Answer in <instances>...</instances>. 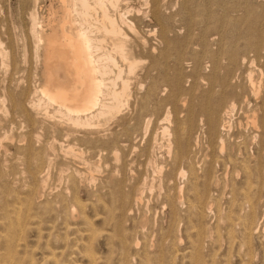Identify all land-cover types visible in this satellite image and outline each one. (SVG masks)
I'll return each mask as SVG.
<instances>
[{
	"label": "rangeland",
	"instance_id": "374dc122",
	"mask_svg": "<svg viewBox=\"0 0 264 264\" xmlns=\"http://www.w3.org/2000/svg\"><path fill=\"white\" fill-rule=\"evenodd\" d=\"M6 2L0 0L7 16L13 22L11 34L16 45L19 46L18 59L22 65V72L20 70L21 73H15V76L10 68L0 67V91L2 92L3 88L15 89L16 83L22 81L18 79L20 75L28 77L25 84L35 89V86L40 83L38 82V79L40 81V55L39 53L30 54L24 50L26 42L17 26L19 20L17 12L21 11L30 0H10L9 8ZM45 3H42L40 13L44 14ZM161 4L162 14L166 16L168 22L170 42L165 51L157 54L156 68L152 71L154 109L151 116L153 119L150 118L153 121L152 125L145 127L146 133L135 142L137 153L135 162H128L129 164L123 166L107 158L106 161L104 159L98 161L99 167H96L92 164L93 159L86 156L93 148L86 150L87 154L74 156L70 153L67 155L63 151L52 153L47 149L46 152L45 149L40 148V144L36 143L33 145L36 148L33 154L40 150L41 157L43 155L47 157L48 154H51V157L48 155L50 160H47V163L44 160L42 163L39 161L41 164L37 167L39 171L32 177L28 171L35 168L31 158L34 155L27 157L24 150L18 149V146L25 145V142L18 140L22 138L27 140L29 129L24 127L25 124L17 114H11L7 102L4 105L0 104V120L7 124L5 126L0 121V126L2 125L0 127V168L1 170L3 168L0 173V262L4 258L5 261L2 260V262L6 264L8 262L9 264L12 262V264L17 262L18 264L20 262H22L20 264H30V262L31 264H264V184H257L248 175V171L252 169L261 136L257 138L254 136V127L250 122L251 114L249 118L243 111L235 110L233 119L230 120L232 125L229 128L231 130H228L229 133L220 131L224 139V147L220 153L218 143L215 140L213 142L207 134L205 114L202 116L204 108H210V102L214 105V98L224 95L219 101L220 105L212 107V112H216L219 119L224 117L223 115L220 117L221 108L229 106L231 102L230 88L240 95L235 99L239 102V106L243 104L241 97L245 94L247 96L248 93L243 87L245 86V67L244 71L243 67L240 69V63L245 65L247 60L252 58L257 63L256 57L261 56L262 60L258 66L261 69L255 70V74H259L257 71L262 70L264 82V0H161ZM146 20L147 17H144V22ZM158 38L156 36L153 42L159 47L160 38ZM255 42L258 43L254 44ZM141 74H144V71ZM219 76L226 77L224 83L229 86L226 90L220 79L218 80ZM210 77L211 81L212 78L217 79L211 84L212 86L207 80ZM147 80L150 79L147 78L146 83ZM143 87L146 85L144 84ZM211 88L213 89L210 90ZM144 89L142 88L139 94H142ZM262 90L264 92V87ZM247 97L248 108L251 111L256 110L255 123L260 125L264 120V109L261 108L263 102L261 99L253 100L252 97ZM236 105L239 108L238 104ZM255 106H258L259 110ZM166 111L169 112L170 121L162 122L161 119ZM141 120L145 121L144 118ZM188 124L191 125L188 126ZM164 125L169 129V132H166L169 135H163L164 132L160 126L165 127ZM182 128L186 129L185 135ZM153 130L157 143L150 147V152L148 150L143 155L142 149L148 144L149 135ZM179 134L186 144L187 160L182 162L175 161L180 154V148L175 144L176 135L179 137ZM4 147H7V152ZM78 147L84 151L86 149L85 146L78 145ZM262 152V158H264V149ZM6 157L10 161L6 160ZM28 162L32 165L30 166ZM11 165L14 167H11L13 172L9 167ZM180 169L185 172L184 178L178 176ZM27 176L29 178H26ZM29 179L32 181L30 182ZM177 186H183V202L181 203H177L173 197ZM195 186L199 197L193 193ZM28 188H31V191ZM28 191L31 192L30 199ZM16 194L17 200L14 196ZM123 194L127 196V200L124 199ZM119 195L122 197L121 202ZM23 196H26L25 200H22ZM131 198L134 200L138 198V201L135 202L133 199L131 201ZM5 199H8L7 202ZM20 199L27 204L21 203ZM7 203L9 205H6ZM20 203L24 206L22 210L28 213H21ZM119 203L121 208L118 207ZM251 205L254 218L246 216ZM8 206L9 210L17 207L15 210L18 209L20 213L13 209L9 213ZM4 208L14 218L11 219V215L7 216ZM12 212H15L17 216H14L15 213ZM4 213L7 218L4 217ZM118 222L120 225L117 224ZM18 223L20 226L23 223L24 227H19ZM248 223L257 226L255 231L244 229ZM116 224L119 228L114 226ZM9 225L10 228L12 225L15 227L18 225L17 231L15 227L11 230ZM245 230L248 234L244 232ZM121 238L128 241H125L124 247L119 243ZM3 239H5L4 242H9L8 246L12 247L11 244L14 245L16 242L18 244L16 243L11 249L4 244ZM2 254L3 257H1ZM17 258H23V260L18 261Z\"/></svg>",
	"mask_w": 264,
	"mask_h": 264
},
{
	"label": "bare ground",
	"instance_id": "6f19581e",
	"mask_svg": "<svg viewBox=\"0 0 264 264\" xmlns=\"http://www.w3.org/2000/svg\"><path fill=\"white\" fill-rule=\"evenodd\" d=\"M5 1H7L6 4L8 5V8H9L10 0H5ZM42 3L43 4L45 3L44 14L40 13L39 11L41 7H43L41 6ZM161 7H162L161 0H30V2H27L25 7L21 11L17 12V17L19 19L17 26H19L21 32L23 33L22 36H24V39L26 42L25 46L23 45L24 50L26 52H29L30 54L39 53L38 55H40V60H39L40 61L39 63L40 64V70H39L40 71L39 72L40 81L38 79V82L40 83L37 86H35V89H31L29 87L30 85L25 84L28 77L20 75L18 79L22 81L16 83L15 89L3 88L2 92L0 91L1 92L0 93V104L4 105V103L7 102L6 104L11 114L12 115L17 114L18 117L21 118L22 122L25 124L24 127H27L30 132L29 135L26 137L27 140L25 138L18 140L23 143L25 142V145L23 147H20L16 144L19 147L17 148L24 150L23 152L24 154L27 155V157L32 156L34 152L33 150H36L35 146H33L36 143L40 144V148L45 149V151L47 149L49 150V152L52 151V153L56 151L57 152L63 151L66 154L70 153L71 155H74V156L82 155L86 153L87 151H89V148H93L90 154L86 156H90L93 159L92 164H95L96 167H99L98 161H100L101 159H104L106 161L107 158H110L113 160V162L120 163L123 166L125 164L127 165L128 162L130 163L135 162L136 155H137L135 142L139 140V137H142L146 133L145 127L150 124L152 125V121H153L152 120L153 118L151 117L152 111L154 109V106H153L154 84H153V81H151L152 71L155 70L156 68L157 54H161L163 51H165L170 42L169 34H168L169 28H168L167 18L164 14H162ZM4 8L5 7L1 5L0 3V67H2L3 69L10 68L11 73H14L15 75V73L18 74L20 70L22 72V65L20 64L19 62L20 60L18 59V52H20V50H19V46L16 45L12 37V34H11V27H12L11 24H13L12 19L9 16H7L6 14L7 12ZM144 17H147V20L145 22H144ZM143 23L144 25H142ZM156 36L160 38L159 47L157 46V44H154L155 42L154 40ZM213 41H214V38H213ZM257 43L258 42H255L254 44H257ZM228 54L230 55V53ZM234 57H231V58H234ZM246 57H248V55ZM224 60H227V59H224ZM256 60H257V63H255V59L253 58L248 59L245 65L240 63L239 68L243 67V71H244V67H245V76H244L245 86L243 87L244 89L246 88V91L248 93L247 96L252 97L253 100L261 99L263 102L261 105L262 106L261 108L263 110L264 109V92H262L263 91L262 88L264 87V82H263V74L261 72L262 70L257 71L259 74L257 73L255 74V70L259 69L258 68L259 63L262 60L261 56H257ZM143 71H144V74H141V72L143 73ZM243 71L241 70V72ZM211 77L207 79L208 82L210 81L209 83L210 85L214 83V80H215V78L214 79L212 78V81H211L210 80ZM35 78H36V75H35ZM147 78H149L150 80L149 81L147 80L148 82L146 83ZM225 78L219 76L218 80L220 79L221 84L225 86L224 88L226 90V88L229 86L227 84L225 85L224 83ZM240 79H241V76H240ZM234 80L235 79L233 78V81ZM13 82H16V81H13ZM144 84L146 85V87H143ZM142 88H145V89L142 94H139ZM212 89L213 88H211L210 90ZM229 91L232 96L230 100L231 102L230 104L228 103L229 106H225L221 108L220 117H222V115L224 117L219 119L217 117V113L212 112V109H213L212 107L219 106L220 105L219 101L220 99L223 98L224 95L223 96L220 95L216 99L214 98L213 100L215 102L214 103L215 106L212 105V102H210L209 103L210 108H204V113L203 114L201 113L202 116L205 114L204 116L206 117L205 124H207L206 125L207 131H208L207 134L212 141L215 140L218 143V149H219V152L221 153L224 147V139L220 131H224V133H227L228 130L229 131L231 130L229 129L231 128L230 126L232 125V124L230 125V120L234 116V112H236L235 110H239V112L243 111V113L246 114L247 117H249L251 114L250 122L254 127V132H255L254 136L256 138L259 136L261 137L259 138V142L257 145V149H256L257 152H256L255 159L253 161V164H252V169L248 171V175L251 178H253L257 182V184L259 185L264 184V161H263L264 158H262L263 157L262 150L264 149L263 148L264 120H263V123H261L260 125H256L255 123L256 121L254 118V114L256 113V110L251 111L248 108L249 101H248V97L246 96V94L243 97H241L242 99L241 101L243 104L239 106V102L236 101L235 99L239 98L240 95L236 94L231 88L229 89ZM227 102H229V100ZM136 103H137V106H136ZM236 104H238L239 108H237ZM255 107L257 108V110H259L258 106H255ZM218 110H215V111H218ZM249 110L251 112H249ZM263 116H264V113H263ZM142 118H144L145 121H142L141 120ZM161 120L162 122L163 120H166V122L170 121L168 111H166L165 116ZM0 121L3 122V120H0ZM15 121H17V119ZM143 122H145V124H143ZM190 125L188 124V126ZM5 126H3V128ZM184 128H182L183 129L182 132L186 130ZM160 129L162 130V132H164L163 135L168 134L166 132H169V129L166 126L165 127L160 126ZM26 130L27 129H25V131ZM162 132L160 133V135L162 134ZM150 134L151 135H149L150 138L148 139V144L145 146V148L143 147L142 154L144 152H147L148 150L150 152V149H151L150 147H153L157 143L155 131L153 130ZM183 135H185V132L183 133ZM0 137H1V134H0ZM19 137H21V135H19ZM4 138L6 139L7 137H4ZM18 141L17 143L19 144ZM0 144H1V141H0ZM89 144H91L90 147H89ZM175 144L177 145L178 148H180L179 150L180 154L175 158V161L182 162V161L187 160V158L185 157L186 144L184 142V138H180V134H179V137L176 135ZM78 145L85 146L86 147L85 151L80 149ZM167 148L168 150H170V146H168ZM4 150L7 152V147H4ZM37 150L39 149L37 148ZM9 151H11V149ZM20 151L19 153H21ZM39 151L37 153H34L33 154L34 156L31 157L33 159L32 164L35 165V168L33 169L32 168L33 166L28 167L29 169L32 168L31 170L28 171L30 174H32V177L33 175L37 174L39 171L37 170L38 169L37 167H39V164H40L39 161H41L42 163V161L44 160L47 163V160H50V158L48 157L49 154L47 155L46 153L47 151L46 152L44 151L45 152L44 154H46L47 157H45L44 155L43 157H41L39 155L41 151L40 152ZM137 152L139 153V151ZM40 154H42V152ZM57 155H60V154H57ZM8 157H6L7 158L6 160L10 161ZM13 157H15V155ZM52 160H53V156H52ZM28 164H30V166L32 165L29 162ZM12 165L14 164L12 163ZM12 165L9 166L10 170H11ZM22 166H25V165L22 164ZM9 167L7 169H9ZM16 169L19 170L20 168H16ZM2 170L0 168V173ZM191 170L194 175V178H196L197 176L194 171V168H192ZM11 171L13 172L14 170H11ZM11 171H8V172H11ZM184 173L185 172L182 169H180L178 172V176L179 177L182 176V178H184L183 177ZM2 175L4 176V174ZM10 175H13V174H10ZM26 178H29V177L27 176ZM108 178H111V177H108ZM34 186H31V188L36 187ZM31 188H28V189L30 190ZM98 188H100V186ZM175 188H177L176 189L177 191L175 192L173 197L177 201V203H181L183 202L182 201L183 186H177ZM97 190L99 191V189ZM93 192H95L94 189H93ZM28 193H30L29 195V199H30L31 192L28 191ZM100 193L101 192H99V194ZM193 193L195 196L199 197L196 186L194 187ZM126 194L128 195V193ZM121 195H119L120 202L122 199ZM14 196L17 197L16 198L17 200L18 195L16 194ZM24 197L26 196H23L22 200H25ZM123 197L125 200H127L126 195L123 194ZM29 199L27 198V200ZM31 199L33 198L31 197ZM132 199L133 198H131V201L134 200ZM174 199H171V200H174ZM134 201L137 202L138 198H136ZM23 202L21 201V203ZM124 204L126 205V203ZM124 204H121V205H124ZM6 205H9V203H7ZM252 205L249 206L250 211L248 210V213L246 216H249V217L253 216ZM36 207L39 208V206H36ZM118 207L119 208L122 207L120 206V203ZM124 207H125L124 209H126V206ZM15 208L17 207H12L13 211L15 210ZM20 208H21L20 209L21 213H23L24 210L22 209H24V206L22 204ZM12 209L9 210V206H8L9 213H11ZM17 210L15 211L17 212ZM5 211L6 213L8 212L6 209L4 210V212ZM18 212L20 213L19 210ZM26 212L24 213L26 214ZM6 213H4V217L6 216L5 215ZM12 213H15V212H12ZM8 215H11V219L14 218L12 214L7 213V216ZM14 216H17L16 213ZM29 217L31 216L29 215ZM254 217L255 216H253V218ZM8 219H10V217ZM15 219L13 221H15ZM19 223L21 224V219ZM251 223H248V225L246 224L244 226V229L246 228L247 231H253V230L255 231L257 226H252ZM20 224H19V227L23 228L24 227L23 223H22L23 226L22 225L20 226ZM117 224L120 225V222H118ZM117 224L114 226L116 228H119ZM7 225H6V228L8 227ZM14 225H15V222H14ZM14 225H12L13 227L11 226V228H14L15 227ZM17 226L18 225H16V227ZM16 227H15V230L17 231ZM9 228H10V225H9ZM246 230L244 231L245 233H247ZM11 232L12 234L14 233L13 231H10V233ZM4 236H1V237H4ZM8 236H10V234H8ZM8 236L6 238H8ZM4 240L5 239H3V242ZM12 241L13 239L11 240V242ZM125 241L126 240H124L123 238L119 239V243L122 247H124L126 245V242H128V241L126 242ZM8 243H9L8 241L4 242V244H6V246L11 249H13L12 247H15L14 245L16 243L18 244V242H16L14 245L11 244L12 245L11 247L10 245L8 246ZM11 249L9 250L11 251ZM4 250L6 251L5 248ZM5 255L7 254L5 253ZM3 256L4 255L2 254L1 257ZM10 256L12 257V254ZM16 256H18V254ZM6 257H9V256H6ZM47 258H48V255H47ZM17 259H19L18 261L23 260V258L22 259L17 258ZM2 260L5 261L4 258ZM2 260L0 264L5 263V262H2ZM29 260L31 261V258ZM14 263L16 262L14 261ZM26 263H28V261ZM31 263L32 262H30V264Z\"/></svg>",
	"mask_w": 264,
	"mask_h": 264
}]
</instances>
